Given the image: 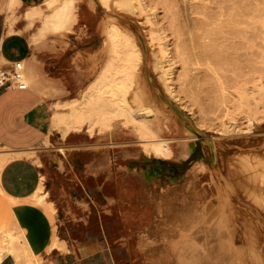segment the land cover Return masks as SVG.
<instances>
[{
	"label": "rangeland",
	"instance_id": "obj_1",
	"mask_svg": "<svg viewBox=\"0 0 264 264\" xmlns=\"http://www.w3.org/2000/svg\"><path fill=\"white\" fill-rule=\"evenodd\" d=\"M48 1L45 0L38 5L42 8L43 15L36 18L33 25L24 17V12L29 9L28 6H19L10 10L7 8L8 0H0V12L6 13L7 21L14 30L23 32L29 38L34 50L39 54L36 61L44 67L42 71L34 70L36 78L30 86L38 88L47 99V136L40 145L24 153L23 156L31 158L41 167L42 178L44 177V180H42L44 191L49 193L48 200L54 203L57 210L55 218H52L49 214L55 225V231L57 230V234L54 235L59 240V247L57 248L61 247L55 253H72L76 257L83 245L95 242L101 245L100 249L88 257L85 256L81 264H158L159 262V264H162V262L165 264L168 257V260H173V262L169 263L167 260L166 264H190L189 262L196 264L198 261L193 259L194 256L198 258L200 251H202V253L200 252L201 256H199L201 259H198L202 262L206 256L203 254H206V251L209 250L208 246L211 247L210 242L212 243L214 240V242L221 244L224 240L222 245L225 246V227H222L225 224L221 222L222 225L217 226L218 220L224 222L225 219L223 217L222 201L219 200L222 192H216L215 194V191L219 190L217 188L220 187L214 185L209 187L204 181V176L197 178L196 163L198 160H202L208 165L216 164L217 173L220 177H223L224 174L229 175L228 169L231 165L229 157L233 154L236 162L234 163L238 167L240 146L235 144L232 145L234 148L232 146H229V148L223 144V140L233 141L238 136L236 140L248 137L260 142V139L264 138V0H108L107 3L113 10L114 7L118 9V12L121 10V13L129 19V25L122 26V31L128 35L132 34L130 35L132 39L136 37L138 40L140 37L143 38L146 44L147 59L150 63H153V59L156 58L157 61H160L159 65L161 64L162 68L157 69V67V70L150 68L153 86L165 97L171 99L170 95L173 94L172 96H175L174 98H177V102L179 101V104L183 107L176 103L173 97L171 100L182 107L190 118L193 117L191 120L194 123L196 122L197 127L210 131L211 135L215 132L216 139H219V142L222 140V143L220 142L217 146V158L209 156L210 154L208 155L203 141L198 140L191 155L184 160H178L175 155L178 150L177 142L174 141L177 138L175 133L177 123L175 120L167 118L168 115L171 117V112L168 109H162L161 114H159V111H157L159 108L150 101L147 103V99L142 97L143 93L140 89L138 90L139 97H136L138 99L134 97V92L138 88L139 71L141 72L142 62L140 61H136L138 69L133 73V82L130 84L127 97H130L134 108L136 106L137 108L148 106L154 111L157 108L155 112L159 121L153 125V129L158 135L156 138L173 141L170 145L175 154L169 159L153 155L148 158L149 160H146L142 155L143 151H141L144 148V143L141 141L136 129L131 124H125L124 117L116 118L108 125L97 123L92 126L93 128L82 129L80 132L70 131L72 132L71 135L63 138V128L53 124L52 116L67 114L72 108L69 102L80 100L90 90L103 68L109 63L112 54L109 49L108 34L111 26L116 21L103 8L96 5L94 0H71L74 5V12L77 15V21L60 33H56L52 29L42 31L43 18L53 10V8L48 7ZM64 1L66 0H55V7L60 6ZM125 2L130 3L132 6L136 4L133 8L130 5V9L125 5ZM115 25L120 27L118 23ZM161 47L167 50L165 54L162 53ZM91 48L92 50H90ZM154 55L157 57L155 58ZM29 70L30 68H28V72L26 71L27 77L30 75ZM160 78L163 79L162 83L165 81L163 84L159 80ZM165 83L169 90L163 86ZM134 104L136 105L134 106ZM250 118L252 123L255 122L254 124L259 125L260 130L255 134L245 135L244 129L251 122ZM159 127H161V130L158 129ZM226 137L234 138L230 140ZM219 146L221 148L223 146L226 152H223L225 150ZM235 146L237 147L235 148ZM237 148L239 149L233 150ZM237 151L239 153L236 155ZM262 151L256 157L242 159L249 167L250 164L252 167L258 166V162L261 161L259 167H257L258 169L251 167L254 172H259L260 185L264 184V166L261 165L264 162V156L262 157L264 149ZM127 152H137L139 156L137 158L129 157L125 155ZM228 153L231 155L229 156ZM257 158L258 160L255 162ZM155 161H163L164 166L173 169L161 176V173L155 169ZM97 167L102 168L97 173L93 172V169ZM252 169L245 174H252ZM164 175H167V178ZM260 177L263 178V181ZM185 178L191 182L189 203H187L188 199L185 202L187 205L180 199L170 198L168 195L157 198L158 200L148 196L150 192L148 186L150 185L157 187L161 184L177 187L185 181ZM198 182L202 187L201 189L197 186ZM202 183H204L203 186ZM193 184L195 185L193 190L197 193L192 190ZM252 186L246 188L247 195L245 196L251 213L249 218L250 216L259 217L261 215H256L258 211L255 210L261 209V205L256 203L255 197L257 194L256 191L253 192L255 186ZM215 188L216 190H214ZM248 194H253L255 197H251V200ZM109 199H112V202ZM191 200L193 202L190 203ZM198 200H200V203ZM81 202H85L87 207L82 206ZM182 202L184 205H182ZM177 205L182 206L177 207L179 211L175 209ZM183 207L186 209H183ZM202 207L205 214L202 212ZM161 208L162 210H160ZM252 209L254 210L252 211ZM194 210L196 213H194ZM180 211H183V215ZM190 213H193L192 215L197 218ZM179 214V217L183 218H181L182 220L178 219ZM211 216L214 217L211 218ZM173 217L175 221L172 219ZM175 217L180 221L178 224ZM186 217L188 218L186 220L187 224L185 223ZM262 217L261 220L264 225V218L262 219ZM0 218L5 221L4 224L15 231L10 213L5 207L1 194ZM170 219L173 220L171 222L173 226L177 224L173 228L170 222H166ZM194 219H198L201 224L197 225L199 222ZM202 220H205L207 227L211 226L208 231L206 227V229L202 227L204 224ZM206 220L212 221L211 224ZM192 225H195L194 228ZM2 226L3 223L2 225L0 223V233ZM179 226H181V231ZM183 228H189L187 229L189 238H180L184 237L183 235L186 236V231ZM195 228L196 231H194ZM197 231L198 233H196ZM179 232L184 234L180 235ZM206 232L214 239L206 235ZM199 234L206 237L207 241L205 238H200ZM175 235L180 236L176 238ZM192 235L193 237H191ZM194 236H197L196 241ZM263 236V233H260V236L257 235L259 239L260 237L263 239ZM158 237L159 239L156 240ZM207 237L212 238V241L208 240ZM160 238L168 241V238H171L172 241L164 243L166 247L169 245V248H167L168 250L171 249V253L170 250L167 251L166 249L165 251L166 247L163 248L160 245L164 242ZM178 238L181 241H178ZM219 238H221V242H218ZM183 239H186V241H183ZM201 239L203 242L205 240L203 244H201ZM60 240L64 241L61 242ZM148 240H150V243L146 245ZM151 242H155L156 245H152ZM170 242H173V245L177 243V246L171 245L173 250L172 247L170 248ZM180 242H182L181 245ZM217 243H214L216 245H213L216 247L212 245L211 249L213 250L214 247L216 250L221 251L218 252L214 249L215 251L213 250L212 253L210 250V253L215 254V256L208 252L209 256L214 258L210 259L207 254L206 258H208L204 259L203 264H213V261L215 264H225L226 258L229 261L228 256L225 254L226 249H220L223 246L220 245L219 247ZM65 244L66 247H63ZM147 247H149V250H147ZM175 247L179 249L183 247L184 251L180 250V253L182 251L185 255L179 254V250H176ZM203 249H207L206 253L203 252ZM163 251L169 252V256H165ZM172 251L175 252L173 254L180 257H176V255L170 257ZM156 253L165 257L162 258L158 254V257L161 258L159 260L155 256ZM148 255L150 257L153 255L158 260H155L156 258L153 256L149 259ZM188 256L193 258L188 259ZM219 256L220 258L216 262L215 257ZM42 257L44 258L43 264H47L51 256ZM187 260L192 261L188 262ZM227 263L229 264V262Z\"/></svg>",
	"mask_w": 264,
	"mask_h": 264
},
{
	"label": "bare ground",
	"instance_id": "obj_2",
	"mask_svg": "<svg viewBox=\"0 0 264 264\" xmlns=\"http://www.w3.org/2000/svg\"><path fill=\"white\" fill-rule=\"evenodd\" d=\"M128 1H131V0H128ZM107 2H108V0L107 1H105V0H94V3L96 5H98L101 8H103L105 10V12L107 14L111 15L113 17L112 19L114 21H116L120 25V27L116 26L115 24H117V23L115 22V24H113L111 26V28L109 30V34H108L109 35L108 36L109 37V49H110V53L112 54V58H111V60L108 61L109 63L103 68V70H102L100 76L98 77V79H96L94 81V84L90 88V90L89 91L86 90L87 92L83 95V97L80 100H72V101L69 102L70 105L72 106V108L67 114H65V115L64 114L63 115H55V116L52 117L53 124L58 125L59 128L62 127L63 128L62 135L65 136L70 131H81L82 129L91 128L93 125H95L97 123H99L101 125H108V124H110V122L112 120H115L116 118H119V117H124L125 124L126 125H130L131 124L136 129V131L138 132V135L140 136L141 141L144 143V148H143V150H141V151H143L142 155L144 156V158L148 159V158L152 157L153 155H155V156H159V157L162 156V157H165V158L169 159L170 157H172L175 154V152L173 151V149H172V147L170 145V143H172L173 141H169V140L164 139V138H156V136L158 137V135H156L157 133L153 129L154 123L159 121V118H158V116H157V114L155 112L156 109L159 108V110L157 109V111H159V114H161L160 111L162 109H168V111L171 112V117H170V115H168L167 118L170 119V120H173V121L175 120L176 123H177V131L175 132L176 135H177V138L174 139V141L177 142V146H178L177 153L175 154L177 159L178 160L187 159L191 155L192 151L194 150L195 143L198 140H202L203 141L204 146L206 148V151L208 152V155L210 154L209 156H213L214 158H217V153H216L217 146L219 145L220 142L222 143V140H220V142H219L218 141L219 139L218 140L216 139V137L214 136L215 132L211 135L210 131L205 130L203 128L197 127L196 126L197 124H195L196 122L194 123L191 120V118H193V117H191V118L189 117V115L185 112V110H183V108H182L183 106L181 104H179V101L177 102V100H176L177 98L175 99L174 98L175 96H172L173 94L170 95L171 99L174 98L175 102L178 103L179 105H181L182 107H180L178 104H175L169 97H165L164 95H162L159 92V90L153 86L152 79H151V74H150V68H153V69L154 68L156 69L157 67H158L157 69L162 68L161 64L159 65L160 61L156 60L157 59L156 55H154L156 59H153L154 60L153 63H150L148 61L146 44H145L143 38L140 37L139 40H138L137 37H136L137 39L136 38L132 39L131 38L132 36L130 37V35H132V34L128 35L127 33H124L122 31L121 27L122 26L126 27L127 25H129L128 24V23H130V22H128L129 19L121 13V10H119V12H118V9H115V7H114V10H113L111 8V6H109V4ZM119 2H121V1H119ZM125 3H126L125 5L128 6L130 9H131V7L133 8V6L136 4L135 3L132 6L130 3L128 4V2H125ZM122 4H124V3H122ZM130 5H131V7H130ZM161 49H162L161 50L162 53L165 54L167 50L164 47H161ZM90 50H92V48ZM92 53H93V51H92ZM183 55H184V53H183ZM136 61L142 62V66L140 67L141 69L139 68L141 70V72L139 71L140 76L138 77L139 78L138 79V81H139L138 82V88L135 87L136 91L134 92V97L135 98L139 97L138 90L140 89V91L143 93L142 94L143 96L142 95L141 96L147 99L146 100L147 103L150 101L151 103L156 105L157 108L155 109V111L153 109L149 108L148 106H140L138 108L136 106V108H137L136 109V108L133 107V105L131 103V100H130V97L129 98L127 97L128 89L130 88L131 82H133V73H134V71H136L138 69V67H137L138 65H137ZM249 68H251V67H249ZM252 68H254V67H252ZM159 80L162 83L163 79L161 80V78H160ZM164 82L165 81H163V83ZM27 83H28V80H27ZM28 85H29V83H28ZM163 86L166 87L167 86L166 83ZM168 88L166 87L167 90H169ZM131 98H132V96H131ZM136 99H138V98H136ZM77 101H79V102H77ZM135 105L136 104H134V106ZM250 121L251 122L244 129V134L245 135H248L250 133L255 134L256 132H258L260 130L259 125L254 124L255 122L252 123V119L251 118H250ZM160 128L161 127H159L158 129H160ZM160 130H158V131H160ZM228 134L231 135L232 133H228ZM238 134H240V133H238ZM258 134H260V133H258ZM226 136H227V134H226ZM228 137H226V138L230 139V140L234 138V137L233 138L232 137L228 138ZM236 138H238V136ZM236 138H235V140L233 139V141H229V140L226 141V139H225V141L223 140V142H224L223 144H225L228 147L232 146V145H235V144L240 146V149L239 148L233 149V150H238V149L240 150L239 151L240 153L238 151H237V153H235L236 151L233 152L236 155L239 153L238 156L240 157V159H238V161H237L238 162L237 163L238 167H236V165H235L236 162L234 161L235 159H234V156H233L232 152L230 151L232 155L229 154L230 152L228 153L229 156L231 155L229 157L231 159L230 160L231 162L229 161L231 165H230L229 169L226 168V169L229 170V173H228L229 175L224 174L223 177H220L219 173H217L218 169H217V165L216 164L208 165L205 162H203L202 160H198V162L196 163V166H195V171H196V177L197 178H199L201 176H204V181L208 184L209 187H211L213 185L216 186V187L217 186L220 187V188H217L219 190L215 191V194H216V192L217 193L218 192L219 193L222 192L221 193L222 196L220 197L222 199L219 198V200L222 201L223 217H224L225 221L223 222L221 220H218L217 226L221 222H222V224L223 223L225 224V225L220 224V225H222V227L223 226L225 227V230H224L225 231L224 232V237L226 239L225 246L222 245L224 243V240L222 241L221 238H219L218 242L222 241L223 243L221 242V244H219L217 242H214V240H213V242L212 243L210 242L209 245H211V247H212V245L214 243H217V245L219 244V247H220V245L223 246V248L221 247L220 249H223V250H224V248L226 249V253L225 254L228 256L229 261H227V258L225 257L226 258V260H225L226 263L225 264H228L227 262H229V264H264V236H263V239H261V237H260V239H259V237H257V235L260 236V233H263V235H264V225H263V221L261 220V217L264 215V186H263L264 184L262 183L263 185H260L261 182L259 180V176H260L259 172L256 173V171L254 172V170L252 169L253 167H256V169H258L257 167H259V165H260L259 162H261V161L258 162V164H259V165L257 164L258 166H253V167L251 166V164H250V167H249V165L245 161H242V159L245 160L248 157H252V156L256 157V155L261 154V153H259L260 151L263 152L262 150L264 149V138L260 139L261 140L260 142H256V140H252V138H248V137H243V139H241V140H236ZM240 138H242V137L240 136ZM222 139H224V138H222ZM232 147L234 148V146H232ZM232 147H231V150H232ZM236 147L237 146H235V148ZM222 148H223V146H222ZM219 149H218V151H219ZM223 150H225V149L223 148ZM223 152H226V150L223 151ZM125 155L129 156V157H134V158H137L139 156V154L137 152L136 153H128L127 152ZM226 155H227V153H226ZM263 156L264 155H262V157ZM107 160H109V159H107ZM257 160H258V158L255 160V162ZM3 162L4 161H0V171H1L2 166H3ZM108 162H110V161H108ZM261 165L264 166V162ZM219 168H220V166H219ZM251 169L253 171L252 174L247 173V175H246L245 173L247 171L251 170ZM261 173L262 172L260 171V174ZM236 175H238V176H236ZM141 176L144 178L142 173H141ZM261 177H260V179L262 180L264 177L263 178H261ZM190 183L191 182L188 179L185 178V181L181 185H179L177 187H171L170 185H161V184H159V186H157V187H153V185H150V186H148V188L150 189V192H149L148 196H150L152 199H157V198H160V197L163 198L164 196L168 195L170 198H174V199H177V200L180 199L184 203L188 199L187 203H189V199H190L189 197L191 195V191H190L191 184ZM204 183H202L201 185L203 186ZM221 183H222V186H221ZM197 184H198L197 185L198 188L201 189L202 187L199 185V182ZM252 185L255 186V190H253V192L256 191L257 195L252 192L253 194L256 195V197H255V195L253 196V194H248V196L250 198L251 197H255L256 200L258 201V202L256 201V203H260L262 210L261 209H256V207H257L256 206L255 207V209H256L255 211L256 212L258 211V214L256 213V215H258V216L260 214L261 215L259 217H254L253 216L254 218L250 216V218H249V215H251V213L249 212V210H250L249 203L247 202L248 200L246 201L245 196L247 195V189L246 188H248V186L251 187ZM197 186H196V188H197ZM194 187H195V185L192 186V190L194 189ZM214 190H216V188ZM43 191H44V187L42 185V186H40L39 190L37 191V193L33 197V200H34L35 203H38V204L44 206L46 208L47 213L50 214V216L52 218H55L57 210H56L54 204L47 200L48 193H44ZM198 191H200V190H198ZM250 191H252V190H250ZM194 193H197V191H194ZM209 199H211V197H209ZM247 199H249V198H247ZM251 200H252V198H251ZM198 201L200 203V200H198ZM211 201H212V199H211ZM218 201H217V204H218ZM163 202H165V201H163ZM174 202H176V201H174ZM191 202H193V200H191L190 203ZM202 202H205V201H202ZM171 203H173V202L171 201ZM184 203L182 205H184ZM206 203H207V201H206ZM254 203H255V200H254ZM154 204H155V202H154ZM163 204H165V203H163ZM193 204H191V205H193ZM157 205H158V203H157ZM168 205H170V204L168 203ZM191 205H190V207H192ZM251 205H253V204H251ZM159 206H157V207H159ZM165 206H167V205H165ZM178 206L182 207L180 205H177L176 208H175L176 211L178 210L177 209ZM199 206H201V205H199ZM174 207H172V208H174ZM186 207L189 208L188 206H186ZM205 208L208 209L207 207H205ZM183 209H186V208L183 207ZM194 209H195V206H194ZM197 209L200 210L199 208H197ZM160 210H162V208ZM253 210L254 209H252V211ZM182 212H181V214H182ZM202 212L203 213L205 212L203 210V207H202ZM173 213H174V211H173ZM194 213H196L195 210H194ZM207 213H209V212L207 211ZM169 216H171V215H169ZM179 216H180V214L178 215V217ZM192 216H194V215H192ZM213 217L211 216V218H213ZM181 218L182 217H179L178 219H181ZM195 218H197V217H195ZM263 218L264 217H262V219ZM161 219H162V216H161ZM172 219L174 220V217ZM172 219H170V221H166V222H170V224H171V222L173 221ZM175 219H176V217H175ZM187 219L188 218L186 217L185 218V223L186 224H187V221H186ZM200 219H202V217H200ZM221 219L223 220V218H221ZM194 220L199 222L197 225L201 224L200 221H198V219H194ZM0 221H1L0 222L1 225L3 223L2 230H1V233H0V264H3L4 259L7 256H9V255L14 257V259H15V263L14 264H43V262H44L43 258L40 257V256H36L32 252V250L30 249L27 241L25 240V238L23 236V232L21 233L20 229L17 228V227H16L15 231H13V229H10L7 224H4V221H2V220H0ZM196 221H194V222L196 223ZM204 221L205 220H202V223ZM206 221L210 222V224L212 222V221H208V220H206ZM160 222H162V221H160ZM163 222H164V219H163ZM166 222H165V226H166ZM176 222L178 224V222H180V221L176 219ZM170 224H169V227H170ZM177 224H175V225H177ZM174 226L171 224L172 228ZM192 226L194 228L195 225H192ZM200 226H202V225H200ZM202 227H204V228L206 227L207 231H208V229H210L209 227H211V226L209 225L207 227L205 225V222H204ZM180 228H181V226H179V229ZM157 229H158V227H157ZM183 229H185V228H183ZM187 229H189V228L185 229L186 236L183 235L184 237H180L181 239L188 237L187 236V234H188L187 233ZM205 229H204V231H205ZM158 230H160V229H158ZM181 230L182 229H180V231ZM157 231H155V232L157 233ZM194 231H196V228L194 229ZM201 231L203 232V230H201ZM212 231H213V229H212ZM171 232H172V230H171ZM188 232H189V230H188ZM193 233H195V232H193ZM196 233H198V231ZM147 234H145V235H147ZM175 234H177V233H175ZM178 234H180V232ZM182 234H184V233H182ZM182 234H180V235H182ZM201 234H203V233H201ZM205 234L209 235L207 232ZM212 234H214V233H212ZM180 235H177V236H180ZM193 235L191 237H193ZM177 236H176V238H177ZM194 237L196 238L197 236H194ZM199 237L201 238L202 235L200 236V234H199ZM209 237H212V236L209 235ZM209 237H207L208 240L212 241L213 237L210 238V239H209ZM180 238H178V241L180 240ZM202 238L206 239V237H202ZM157 239H159V237L156 238V240ZM160 239L164 240V238H160ZM168 239H169V241L171 240V238H168ZM150 240H148L146 242V245L150 243L149 242ZM196 240H197V238L195 239V241ZM216 240H217V238H216ZM153 241H154V239L152 240V242ZM166 241H168V240L165 239L164 242L161 241L162 244L160 243V245L163 246V248L166 247V246H164V243ZM183 241H186V239L185 240L183 239ZM201 241H202V239H201ZM206 241H207V239H206ZM158 242H159V240H158ZM189 242H190V240H189ZM204 242H205V240H204ZM204 242L202 241L201 244H203ZM170 243H171L170 244V248L172 247V250H173V246L174 245L177 246L176 245L177 243L174 244V245H173V242H170ZM181 243L182 242H180V245H181ZM205 244H204V247H205ZM152 245H156L155 242L152 243ZM171 245H173V246H171ZM214 245H216V244H214ZM144 246H145V243H144ZM182 246H184V245H182ZM192 246H193V244H192ZM206 246H208V245H206ZM57 247H59V240L57 238H55L53 240L50 248H49V250H50L49 252H51L52 249H56ZM149 247H147V250H149ZM167 247L169 248V245ZM167 247L165 248V251L167 249V251L170 250L169 252L171 253V249L168 250ZM178 247H181V246H178ZM184 247H186V246H184ZM211 247L208 246L209 250L203 249L204 250L203 252H205L207 250L206 251L207 253L205 252L206 254H203V255L207 256L208 252L210 253V250L212 252L215 249L214 247H216V246L213 247V250L211 249ZM182 248L179 249V248L175 247L176 250H179L178 251L179 254H182V255L184 254L185 255V253H182V251H184ZM186 249H185V252H186ZM144 250H146V249H144ZM180 250H182L181 253H180ZM165 251H163V252H165ZM216 251L219 252L221 250H216ZM169 252H165V256H169V254H170ZM178 252L176 251L177 254H178ZM189 252H190V250H189ZM200 252L202 253V251H200ZM200 252H199V255L197 256L198 258H199V256H201ZM173 253H175V252L172 251V255H170V257L173 256V255L174 256L176 255V257L179 256V255L173 254ZM191 253H193V252H191ZM197 253H198V250H197ZM156 254H155V256H157V258H159L158 257L159 253H156ZM160 254H161V252H160ZM210 254H208V256ZM219 254H221V253H219ZM219 254H216V255H219ZM192 255H194V253ZM211 255L215 256V254H211ZM223 255H221V257H223ZM155 256H153V257H155ZM160 256H162V255H160ZM165 256H162V258H164ZM186 256H182V257H186ZM206 256H205V258H206ZM212 256L211 257L209 256L210 259L212 258ZM151 257L149 256V259ZM190 257L191 256H188V259ZM194 257L195 258L193 260L194 261H198V263H199L200 262L199 259H201V258L198 259V258H196V256H194ZM202 257L204 258V256H202ZM157 258L155 260H158ZM168 258L166 259V261L168 260ZM192 258L193 257H191L190 259H192ZM215 258L217 259L215 261L218 262V259L220 258V256L219 257H215ZM204 259H203V261H204ZM159 260H161V258H159ZM166 261H165V264H166ZM185 261H186V259H185ZM189 261H192V260H189ZM203 261L200 262L199 264H201V263L203 264ZM222 261H223V259H222ZM222 261H221V263H223ZM170 262L172 263L173 260L172 261L170 260L169 263ZM182 262H183V260L181 261V263ZM189 263L191 264L192 262H189ZM198 263H196V264H198ZM162 264H164V262H162ZM213 264H215L214 261H213Z\"/></svg>",
	"mask_w": 264,
	"mask_h": 264
},
{
	"label": "crops",
	"instance_id": "obj_3",
	"mask_svg": "<svg viewBox=\"0 0 264 264\" xmlns=\"http://www.w3.org/2000/svg\"><path fill=\"white\" fill-rule=\"evenodd\" d=\"M44 1L8 0L7 8L13 10L19 6H28L24 17L33 25L35 19L43 15V10L38 5ZM54 2L55 0L47 2L48 7L53 10L43 18L41 30L52 29L60 33L77 21V15L71 0H66L56 7ZM38 57L39 54L34 50L29 38L23 32L14 30L7 21L6 13L0 12V66L10 68L14 62L24 61L27 72L30 68V75L26 76L30 86L35 82L34 70H44L42 64L36 61ZM47 105L45 95L34 86L26 89L0 90V161H4L0 171V194L10 213L12 224L15 229L17 227L21 233L23 232L25 240L36 256H51L47 264H81L85 256L96 253L101 245L95 242L86 243L76 257L72 253H55L61 247L49 252L57 230L54 231L55 225L46 209L33 200L40 186L44 187L42 181L44 177L42 178L41 167L31 158L23 156L40 145L47 136ZM71 133L63 138L70 136ZM155 164L159 167L155 166V169L161 176L173 169L164 166L162 162ZM101 168H94L93 172L97 173ZM109 201L112 202V199ZM81 205L87 207L85 202H81ZM0 220L4 221L2 218ZM63 247H66V244ZM109 256L111 257L110 253ZM11 263L14 264L15 259L9 255L3 264Z\"/></svg>",
	"mask_w": 264,
	"mask_h": 264
},
{
	"label": "built area",
	"instance_id": "obj_4",
	"mask_svg": "<svg viewBox=\"0 0 264 264\" xmlns=\"http://www.w3.org/2000/svg\"><path fill=\"white\" fill-rule=\"evenodd\" d=\"M28 87L24 61H16L10 68L0 66V90L4 88L26 89Z\"/></svg>",
	"mask_w": 264,
	"mask_h": 264
},
{
	"label": "trees",
	"instance_id": "obj_5",
	"mask_svg": "<svg viewBox=\"0 0 264 264\" xmlns=\"http://www.w3.org/2000/svg\"><path fill=\"white\" fill-rule=\"evenodd\" d=\"M157 162H163V161H157ZM172 175V174H171Z\"/></svg>",
	"mask_w": 264,
	"mask_h": 264
},
{
	"label": "water",
	"instance_id": "obj_6",
	"mask_svg": "<svg viewBox=\"0 0 264 264\" xmlns=\"http://www.w3.org/2000/svg\"><path fill=\"white\" fill-rule=\"evenodd\" d=\"M147 160V159H146ZM149 160V159H148Z\"/></svg>",
	"mask_w": 264,
	"mask_h": 264
}]
</instances>
